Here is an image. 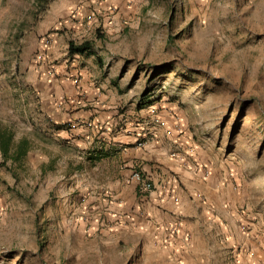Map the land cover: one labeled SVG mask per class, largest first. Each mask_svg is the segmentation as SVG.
Masks as SVG:
<instances>
[{"label":"rangeland","instance_id":"1","mask_svg":"<svg viewBox=\"0 0 264 264\" xmlns=\"http://www.w3.org/2000/svg\"><path fill=\"white\" fill-rule=\"evenodd\" d=\"M159 120L190 215L144 230L106 126ZM0 126V264H264V0H0Z\"/></svg>","mask_w":264,"mask_h":264},{"label":"crops","instance_id":"2","mask_svg":"<svg viewBox=\"0 0 264 264\" xmlns=\"http://www.w3.org/2000/svg\"><path fill=\"white\" fill-rule=\"evenodd\" d=\"M78 92L83 93L80 88ZM151 118L155 120L154 116ZM158 123L164 125L161 120H159ZM158 128L160 127L157 126L154 128L155 139L144 147H139L137 145V140L143 136L141 133L136 134L135 131L131 132L127 129L121 133L113 134L112 129L106 126V129L109 131L107 134L109 138L108 145H106L108 148L106 150L112 148L115 151H122L116 154L111 152L108 155L110 170H112L116 178L115 183L119 184L118 186L126 185V183L131 184L130 179L133 171L127 169L131 167L150 177L156 185V191L150 196L138 198L143 209V214L146 218L151 219L150 222H148L149 219L147 221L143 220L140 223L144 225V230H148L151 225H153V228L156 230L157 226L166 229L172 228V226L178 222L180 216L190 215L187 213L185 203L181 202L179 195H175V193L172 194V196L169 195L173 180L172 173L175 172V165L172 156L168 155V153L172 148L170 144L174 140L170 134L167 133L166 124L161 131H159ZM151 130L153 131L152 128ZM163 186L166 187V191L162 190ZM94 188L95 198L92 199V202H94L93 208L97 209V211H100V208L106 205L104 194L107 189H112L123 202L127 200L126 192H124L123 188H112L110 185H103L100 183ZM164 193H166L165 197ZM179 225L183 235L191 233L183 223H179ZM161 233H163V231L158 234Z\"/></svg>","mask_w":264,"mask_h":264},{"label":"trees","instance_id":"3","mask_svg":"<svg viewBox=\"0 0 264 264\" xmlns=\"http://www.w3.org/2000/svg\"><path fill=\"white\" fill-rule=\"evenodd\" d=\"M93 44L86 41L80 45L70 43L69 56H90L92 55ZM31 149L28 140L23 139L15 142L14 134L8 129L0 126V150L6 161L13 159L15 162H21Z\"/></svg>","mask_w":264,"mask_h":264},{"label":"built area","instance_id":"4","mask_svg":"<svg viewBox=\"0 0 264 264\" xmlns=\"http://www.w3.org/2000/svg\"><path fill=\"white\" fill-rule=\"evenodd\" d=\"M154 139H155L154 132L148 131L146 135L141 136V138L137 140V145L139 147H144ZM131 181L134 184L139 195L142 197L150 196L153 192L156 191V185L153 182V180L144 173H142L141 171H134L132 173Z\"/></svg>","mask_w":264,"mask_h":264}]
</instances>
